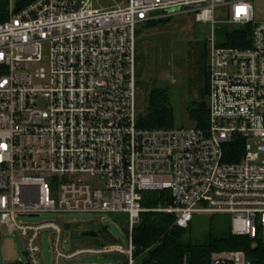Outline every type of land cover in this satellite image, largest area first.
Returning a JSON list of instances; mask_svg holds the SVG:
<instances>
[{
	"label": "built area",
	"instance_id": "built-area-1",
	"mask_svg": "<svg viewBox=\"0 0 264 264\" xmlns=\"http://www.w3.org/2000/svg\"><path fill=\"white\" fill-rule=\"evenodd\" d=\"M110 1L33 0L17 9L8 0L0 22V229L24 240L27 264H42V234L59 239L65 226L23 225L20 217L125 215L126 248L58 252L56 263L106 254L135 264L133 230L149 212L143 194L168 192L170 203L153 212L174 216L177 227L195 215L225 216L233 236L264 248V21H256L254 0ZM179 17L212 28L208 124L139 128L138 32ZM246 27L247 47L218 46L217 29ZM230 146L238 161L226 160ZM210 264L253 262L222 251Z\"/></svg>",
	"mask_w": 264,
	"mask_h": 264
},
{
	"label": "rangeland",
	"instance_id": "rangeland-1",
	"mask_svg": "<svg viewBox=\"0 0 264 264\" xmlns=\"http://www.w3.org/2000/svg\"><path fill=\"white\" fill-rule=\"evenodd\" d=\"M98 3L102 8L113 5L110 0H98ZM253 6L256 21H264V0H254ZM221 29H217L214 35L218 46L224 39V33L227 30H234ZM211 33L210 25L197 24L193 20L179 17L153 31H147L140 37L147 43V48L153 49L154 54L152 75L148 78L155 83L156 87L168 88L176 127L194 126L188 117L187 106L203 93L205 83L201 68L202 61L194 52L204 47ZM187 68H189L188 71ZM85 179L92 180L88 176ZM223 217L225 216L195 215L192 223V237L195 240L204 238L212 225L216 227L217 223H222ZM18 221L23 225L55 223L60 227L71 226L70 230L63 231L59 239L51 232L42 234L39 241L42 264H57L58 252L68 255L83 249H102L112 246L126 248L128 245L127 224L124 225L121 219L118 221L117 216L109 214L45 213L40 217H20ZM226 221L230 225V219ZM226 221L224 223H227ZM87 231L96 232L98 237L83 238L82 234ZM0 235H2L0 264H27L24 240L18 234H11L1 229ZM110 257L106 254H84L70 261H60L58 264H122L120 261L111 260Z\"/></svg>",
	"mask_w": 264,
	"mask_h": 264
},
{
	"label": "trees",
	"instance_id": "trees-1",
	"mask_svg": "<svg viewBox=\"0 0 264 264\" xmlns=\"http://www.w3.org/2000/svg\"><path fill=\"white\" fill-rule=\"evenodd\" d=\"M33 0H18L17 9L26 6ZM8 11V0H0V22L4 21ZM169 22V21H168ZM165 23H154L138 32L137 44V88H138V127L143 129H168L175 126V115L170 104L168 88L156 87L148 77L152 75L154 54L152 48L140 37L147 31H153ZM250 27L240 30H227L224 33L223 46L243 48L250 44ZM201 59V68L205 78L201 95L187 106V114L194 126L205 128L208 124V72L207 43L194 52ZM193 56V55H192ZM189 68H187V71ZM235 146H230L227 161H238ZM170 203L168 192L144 193L142 206L149 212L143 213L140 222L133 230L135 246V264H210L211 255L222 251H243L253 264H264V248L252 249L251 241L246 237L231 234V227L223 217L222 223L211 226L202 239L192 237V223L187 229L175 225V218L170 214L153 212ZM127 224L125 215H113ZM216 217V216H213ZM227 223H224L225 221ZM226 224V225H225Z\"/></svg>",
	"mask_w": 264,
	"mask_h": 264
},
{
	"label": "water",
	"instance_id": "water-1",
	"mask_svg": "<svg viewBox=\"0 0 264 264\" xmlns=\"http://www.w3.org/2000/svg\"><path fill=\"white\" fill-rule=\"evenodd\" d=\"M71 229V226L70 225H66L65 226V230H70ZM82 237L83 238H97L98 237V234L94 231H87V232H84L82 234ZM111 260H114V261H120L122 262L123 264L126 263V260L125 259H121L119 257H110ZM14 264H18V263H14Z\"/></svg>",
	"mask_w": 264,
	"mask_h": 264
}]
</instances>
